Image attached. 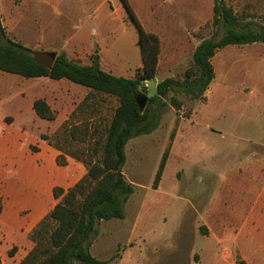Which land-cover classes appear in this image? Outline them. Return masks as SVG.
<instances>
[{
	"label": "rangeland",
	"instance_id": "obj_1",
	"mask_svg": "<svg viewBox=\"0 0 264 264\" xmlns=\"http://www.w3.org/2000/svg\"><path fill=\"white\" fill-rule=\"evenodd\" d=\"M128 2L143 28L157 35L162 45L159 71L155 79L146 84L149 97L155 93L156 84L164 79L182 80L192 63L194 48L217 33L211 25L213 0ZM225 2L253 28L264 26V0ZM0 17L8 37L31 51L39 50L40 38L47 37L51 51H33L34 56L46 64L52 62V55L65 52L68 59L83 65L90 64L96 55L102 70L124 78L133 79L141 67L138 32L128 20L120 0H0ZM221 34L222 31L218 38ZM179 44L183 47L176 51L175 61L170 62ZM212 65L215 76L204 100L192 101L177 95L182 102L177 114L167 104L161 108L157 129L131 139L125 146L123 175L128 183L138 185L134 186V193L129 198L126 220L104 222L98 226V233L111 238L110 256L116 253L120 244L121 258L125 255L131 264H193L199 262L198 253L202 249L195 246L196 239L203 238L206 243L202 247L220 249L227 264L241 261L264 264V224L221 225L214 219L205 225L189 205L205 199L204 169L215 175L213 185L218 184L219 176L226 173L228 164L234 163L237 152L226 149L232 138L253 136L264 139V44L229 46L219 50ZM13 77L17 76L0 72V119L7 112L15 114V129H23L32 138L37 137V133L53 134L50 131L58 129L89 91L71 82ZM15 90L21 92L23 98L15 99ZM40 95L48 97L58 119L54 123L33 120L30 100ZM9 97L14 100L6 103ZM117 105L115 98L106 97V103L98 106L100 115L94 122L101 120L107 124ZM177 119L182 123L179 128L175 127ZM174 128L177 139L162 177L161 191L159 187L153 190L151 186L160 158L165 149L172 146L170 135ZM263 181L264 172L258 177L256 186L253 185L252 192L247 194L249 201L253 200ZM175 188L177 197H168ZM143 202L146 222L150 219L155 238H163L161 241H141L129 236L134 213ZM247 205L246 202L244 209L250 207ZM180 208L185 210L177 225ZM255 213L260 214V210L255 208ZM140 227L141 224L137 226L138 231ZM243 227L256 228L258 239H240L238 231ZM101 246L105 247V244ZM253 247L260 249L259 259L252 255Z\"/></svg>",
	"mask_w": 264,
	"mask_h": 264
},
{
	"label": "trees",
	"instance_id": "obj_2",
	"mask_svg": "<svg viewBox=\"0 0 264 264\" xmlns=\"http://www.w3.org/2000/svg\"><path fill=\"white\" fill-rule=\"evenodd\" d=\"M127 18L138 32L137 46L141 67L133 79L114 76L101 69L98 56L83 65L67 58L65 52L56 54L50 64L41 62L34 52L7 35L0 17V72L24 79L47 78L66 80L86 88L88 93L68 118L51 135L40 139L60 152L56 162L66 166V157L81 162L86 174L67 191L55 187L57 203L28 234L33 248L19 264H110L120 258V248L106 261L95 258L90 249L98 235L101 221L124 219L125 204L134 193V186L123 175L126 162L125 146L133 139L157 129L161 108L169 104L176 112L182 102L176 96L201 101L214 80L212 58L228 46L264 44V26L253 28L245 23L225 0H213L211 25L217 33L202 40L195 48L192 63L184 78H166L155 86L143 112H139L136 97L147 96V83L158 71L161 42L157 35L146 31L128 0H120ZM222 31L220 38L218 33ZM113 97L118 105L107 124L94 122L100 115L98 106ZM32 110L40 119L53 122L56 114L44 99H36ZM11 118L5 122L10 124ZM179 120L175 121V127ZM175 137V128L170 142ZM171 144L163 152L151 188L156 190L161 180ZM33 151L35 147H31ZM3 203L0 197V214ZM16 252L12 248L8 256ZM0 264H2L0 258Z\"/></svg>",
	"mask_w": 264,
	"mask_h": 264
},
{
	"label": "crops",
	"instance_id": "obj_3",
	"mask_svg": "<svg viewBox=\"0 0 264 264\" xmlns=\"http://www.w3.org/2000/svg\"><path fill=\"white\" fill-rule=\"evenodd\" d=\"M40 43L43 44V46L40 44V46H38L39 50L34 49V52L36 51L46 53L51 51V43L46 36L40 38ZM25 47L28 48L27 46ZM182 47L183 46H181V44L177 46L174 54H172L173 56L171 57L170 62L175 61V54L177 53L176 51H181ZM161 54L162 45L159 55V62L161 60ZM13 78L21 77L17 76ZM21 79L24 80V78ZM31 80L37 81L39 79ZM42 80L45 81L47 78H41V81ZM56 82L69 81L60 80ZM14 95L15 99L23 98L22 93L18 92L17 90H15ZM10 97L6 99V103H11L14 100ZM36 99H44L50 106V102L46 95L35 96L30 100L31 110L32 103ZM33 114L34 115H31L33 120H38L39 118L34 112ZM195 114L196 113H194L193 116H195ZM6 118L12 119L10 124L5 122ZM57 120L58 119H56V121ZM54 122L55 120L51 123ZM15 124L16 116L11 112H7L0 119V128H2L0 133V197L3 203V210L0 214V258L2 264H19L33 248V243L28 239V234L56 204L57 201L53 198L52 194L53 189L58 187L67 191L86 174V168L84 165L71 157H66V166H59L56 162L57 157L60 155L58 150L48 145L45 141L41 140V134L36 132L38 136L32 138L25 134L23 129H15ZM179 124L177 125L178 128ZM180 125H182V123ZM52 132H55V129L50 131V133ZM176 139L174 137V142L172 141V146L170 148L169 156L162 177L174 151ZM208 139L212 141V138ZM221 139L224 140L225 137L222 136ZM31 147H35L36 150L33 151ZM211 149L212 147L209 148L210 151ZM226 149H229L230 151L234 150V153L237 152L238 156L234 163L232 165L228 164V171L226 170V173L219 176L218 184H211L212 178L215 175L211 170L208 171L204 169V194H206L205 199L195 204L189 203L190 207L196 213L199 221L205 225L214 222V219L221 225L227 223L264 224V212H261L264 210V181L261 185H259V190L255 196H253V200L249 201L247 198L249 191H251L252 187L256 186L258 177L264 172V139L253 136L232 138V140L229 142V148ZM224 150L222 153H224ZM241 175L247 176L249 178L246 179L245 177H241ZM162 177L158 184L160 191ZM130 184L133 186L138 185L132 182ZM173 191L174 192L171 191L172 194H169L168 197H177V189L175 188ZM213 191H216V195H213ZM128 202L129 200L125 204L124 219L101 221L99 225L103 224L104 222L109 223L126 220L128 215ZM246 202L250 207L244 209ZM144 205L145 202L139 205L136 212L134 213V225L130 229L129 236L131 239L137 238L141 241H161L163 238H155L157 236L152 230L153 226L150 225V219H148L149 221L146 222L145 218L147 217V214L143 209ZM184 208H180L178 212L177 225L182 219L185 210ZM255 208L260 210L261 215L259 213H255ZM139 224H141L140 231H138L139 229L137 228ZM203 236L207 235L203 234ZM238 237H240V239H244V241H255V239H258V232L254 227L252 229L243 227L238 231ZM200 241L202 243L198 245V242ZM205 243L206 241L203 238L196 239L195 246L198 249H202L198 253V256L200 257L199 262L193 264H227L225 259L221 257L220 249L204 248L202 246ZM101 244H105V247L101 246ZM111 244L112 241L110 237H106L105 233H98L90 251L95 258L97 257L98 260L106 261L112 257V255L110 256V252H112ZM106 246L108 249H106ZM118 246H120V244L117 245L115 251H117ZM12 248H15L16 252L12 257H9L8 253ZM252 252V255L258 256L257 258L259 259V256L261 255L260 249H258V247H253ZM96 253H100V255ZM125 254H127V252ZM124 256L125 255H123L122 258L120 256L119 259L111 262L110 264H113L117 261L118 264H131L126 261ZM239 264L247 263L246 261H241Z\"/></svg>",
	"mask_w": 264,
	"mask_h": 264
},
{
	"label": "water",
	"instance_id": "obj_4",
	"mask_svg": "<svg viewBox=\"0 0 264 264\" xmlns=\"http://www.w3.org/2000/svg\"><path fill=\"white\" fill-rule=\"evenodd\" d=\"M55 55H52V61L54 60ZM148 103V97L144 94H140L136 97V104L139 112H143Z\"/></svg>",
	"mask_w": 264,
	"mask_h": 264
}]
</instances>
